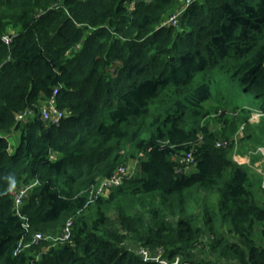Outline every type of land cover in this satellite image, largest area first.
Here are the masks:
<instances>
[{
	"label": "trees",
	"instance_id": "trees-1",
	"mask_svg": "<svg viewBox=\"0 0 264 264\" xmlns=\"http://www.w3.org/2000/svg\"><path fill=\"white\" fill-rule=\"evenodd\" d=\"M183 1L0 0V264H264L263 178L234 160L264 144V0H196L163 26ZM216 68L255 105L207 106L213 76L193 84ZM55 88L59 125L40 115ZM200 190L219 201L190 210Z\"/></svg>",
	"mask_w": 264,
	"mask_h": 264
},
{
	"label": "built area",
	"instance_id": "built-area-1",
	"mask_svg": "<svg viewBox=\"0 0 264 264\" xmlns=\"http://www.w3.org/2000/svg\"><path fill=\"white\" fill-rule=\"evenodd\" d=\"M196 0H186L185 1V5L183 6L182 9H180L178 12H176L167 22L166 25L167 26H175L178 27L180 19L182 17V15H184V13L186 12V10L188 9V7ZM163 26H165L163 24ZM13 37L11 35H4L3 36V40L6 44L10 45L13 41L12 39ZM59 93V88H55L54 92H53V96L52 99L50 100L49 104L47 107L42 108L40 111V115L41 117L47 121L50 122L54 125H59L61 120L66 116L65 111L59 109L55 103H54V98L58 95ZM33 111L29 110V111H25L21 114L18 115V120L23 121L26 119H30L32 118L33 115ZM226 145V143H218V146H223ZM261 152L264 153L263 149H259ZM183 162H185L188 165H192L195 163V157L193 155V153H188L184 158H183ZM132 173V171H129V167L128 166H120L118 168V170L115 172V174L109 178L104 180L98 187L96 193L98 194H103L105 192L106 189H109L111 187L114 186H118L120 185L123 180L125 179V177H127L128 175H130ZM32 186L29 187H24L21 188L19 191H17L16 193V208L19 209L20 206L23 204V200L25 195L28 193V191L30 190ZM71 226H72V221L68 222L67 225L64 227L63 233L60 236V238L58 239H62V240H66L69 239L70 237V233H71ZM42 238L41 234H37L34 241L38 242L40 239ZM142 254L145 258H151L152 254L150 252H148L147 250L142 249V252L140 253ZM163 254V250L162 249H158V251L154 254V256L157 259H160V257ZM160 262L162 264H168L167 260L164 259H160ZM175 264H180V259L176 258V261L174 262ZM190 264H200V263H190Z\"/></svg>",
	"mask_w": 264,
	"mask_h": 264
},
{
	"label": "rangeland",
	"instance_id": "rangeland-1",
	"mask_svg": "<svg viewBox=\"0 0 264 264\" xmlns=\"http://www.w3.org/2000/svg\"><path fill=\"white\" fill-rule=\"evenodd\" d=\"M185 1L186 0L183 1L181 9L185 5ZM166 22L164 23L165 26H167ZM208 76H213V85H212L213 99L206 104L207 106H209V104L217 105L220 101L223 100H228L230 102H237L238 104H243L245 106H249V104L255 105V100H256L255 94L251 91L247 92L243 90L239 82L230 80L228 78V74L221 73L220 69L218 68L200 73L194 81L193 84L194 89L197 88L203 82V79L207 78ZM47 106L48 105L42 106V108H45ZM19 139H20L19 133L15 135H11L9 137V141L11 145L10 150L12 153L15 151L17 147L16 146L17 143H19ZM128 167H129V171H133L134 164L129 163ZM14 191L16 192L17 190ZM197 193H199V196L193 195L190 198L191 203L193 204L191 206L193 208H189L190 210L197 209V200H199V202H202L205 201V199L209 198L212 199L213 201L215 200L219 201V196L217 193L214 192L211 193L205 190H200ZM132 248H134L138 253L142 252V248H139L136 245H132Z\"/></svg>",
	"mask_w": 264,
	"mask_h": 264
},
{
	"label": "crops",
	"instance_id": "crops-1",
	"mask_svg": "<svg viewBox=\"0 0 264 264\" xmlns=\"http://www.w3.org/2000/svg\"><path fill=\"white\" fill-rule=\"evenodd\" d=\"M252 110H253V112H252V115L250 117L249 123L251 125H258V124H260V121L262 120V118H264V112H262L261 110H258V109H252ZM245 129H246V125L244 124L239 129V132L237 134L238 138H244L245 137V134H246ZM17 133L18 132H16V131L12 132L9 134V137L11 135H15ZM17 145H18V143H17ZM249 145L250 146H249L248 150L246 152H244L243 154H241L237 151L234 154V160L241 165L249 166L253 170L254 173L256 171L259 174H261L262 178H263L262 179V186H264V153L259 150V149L264 150V144L263 145L261 144L257 148H255L252 144H249Z\"/></svg>",
	"mask_w": 264,
	"mask_h": 264
}]
</instances>
